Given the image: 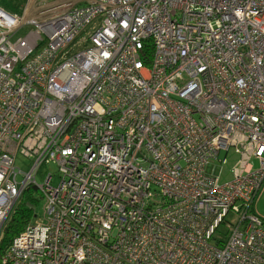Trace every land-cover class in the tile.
<instances>
[{"label": "built area", "instance_id": "built-area-1", "mask_svg": "<svg viewBox=\"0 0 264 264\" xmlns=\"http://www.w3.org/2000/svg\"><path fill=\"white\" fill-rule=\"evenodd\" d=\"M38 13L0 7V232L28 184L46 221L27 222L0 264H264V0ZM21 22L37 29L11 40ZM231 148L221 182L214 161ZM44 163L56 184L37 182Z\"/></svg>", "mask_w": 264, "mask_h": 264}, {"label": "rangeland", "instance_id": "rangeland-1", "mask_svg": "<svg viewBox=\"0 0 264 264\" xmlns=\"http://www.w3.org/2000/svg\"><path fill=\"white\" fill-rule=\"evenodd\" d=\"M66 0H27L23 7V12L21 15L16 13L10 6L9 0H0V7L5 9L6 11L16 15L21 16L22 21L36 16L38 18H41L47 14H39L38 11L42 8H47L56 4H59L60 2H64ZM37 29V26L33 23L28 22H21L19 27L12 33L10 39L15 40L18 37H24L27 34H34V31ZM80 35L78 37L81 38ZM88 44V42H81L79 44H75L71 51H77L83 47H85ZM21 154L18 152L17 158H16V164H18L22 171L29 172L30 167L32 166L34 159L32 157L30 158H24L23 160L20 158ZM223 156L226 157L225 162H221L220 160H215L214 164L216 165V172L219 175L220 181H226L229 180L232 176V167L236 164V162L239 160V153L236 152L233 148H231L225 155L223 152L220 153L219 157L222 158ZM255 166H257V160H254ZM56 167L53 163H44L40 166V172L36 175V180L38 183H41L44 179V174L51 172L52 173V183L56 184L58 181V175L56 174ZM41 172H43V175H41ZM18 179H22V175L18 174ZM26 191V190H25ZM22 192L20 196H26V206L32 207V215L28 222H42L44 223L46 221V208H45V199L40 196L39 191L31 187L29 191ZM254 209L256 212L264 219V180L261 186L260 191L258 192L257 197L254 200Z\"/></svg>", "mask_w": 264, "mask_h": 264}, {"label": "trees", "instance_id": "trees-1", "mask_svg": "<svg viewBox=\"0 0 264 264\" xmlns=\"http://www.w3.org/2000/svg\"><path fill=\"white\" fill-rule=\"evenodd\" d=\"M26 2L27 0H9L11 8L19 15L22 14L23 7ZM31 187L37 189L35 185L28 184L22 192H24L25 190V192L29 191ZM39 194L41 196L40 192ZM25 196H19L16 199L7 219L5 220V223L2 226L0 232V253L7 247L12 238L20 232V230L29 221L32 215V207L29 205L26 206L27 203L25 201V198L27 197Z\"/></svg>", "mask_w": 264, "mask_h": 264}]
</instances>
